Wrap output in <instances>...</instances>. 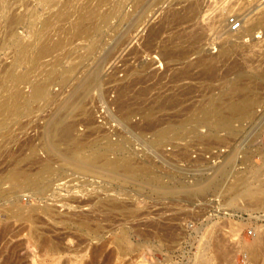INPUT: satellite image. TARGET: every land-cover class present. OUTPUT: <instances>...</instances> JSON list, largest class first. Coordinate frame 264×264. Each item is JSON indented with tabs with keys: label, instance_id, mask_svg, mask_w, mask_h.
Listing matches in <instances>:
<instances>
[{
	"label": "rangeland",
	"instance_id": "1",
	"mask_svg": "<svg viewBox=\"0 0 264 264\" xmlns=\"http://www.w3.org/2000/svg\"><path fill=\"white\" fill-rule=\"evenodd\" d=\"M53 1L0 0V76L8 71L31 69L29 73L39 77L43 62L46 63L47 58L61 56L60 53L63 56L62 65L73 68L68 81L62 80L63 75H52L45 100L25 103L17 116L13 114V119L11 115L10 119L3 117V126L0 125V175L13 164L35 172L43 159L52 162L50 174L43 177V182L50 183L42 194L24 195L16 202L22 210L20 215L6 219L5 213L0 211V264L4 258L2 255L9 250H15L18 264H191L201 255H206L209 264H264V243L256 257L250 250L256 241L254 235L257 230L261 229L264 233V197L257 204L241 198L236 199V203H228L231 193L226 190L237 175L249 173L255 167L259 168L260 178L264 176V51L261 49L264 46V22L263 25H254L252 37L246 35L243 38L247 39L246 42L262 43V47L257 44L250 51L255 58L252 56L246 61L248 66L237 65L238 68L231 67L232 70H229L234 62L232 59L237 57L239 64L242 55L231 51L222 58L217 57L218 52H215L220 45H217L218 41L229 29V20H237L241 25L264 6V0H195L193 2L198 6L195 12L188 11L192 0H108L99 6L101 11L109 13L108 17L100 20L89 34L85 37L71 34L68 36L70 44L67 41L63 49L51 52L34 67L28 62H22V65L14 50L12 37L29 41L38 31L40 34L50 33L56 38L61 30L54 28V24L62 17L57 9L62 1H73ZM136 1L138 5H135ZM220 10L221 15L218 14ZM175 12L185 15L184 19L168 20L169 13ZM11 15L18 16L16 22H8ZM48 15L52 22L41 26L42 16ZM197 23L199 26H196ZM191 31L199 32L200 40L196 38L195 41L198 40L199 45L185 40ZM180 32L179 37L177 34ZM175 41L182 43L179 46L182 51L177 48L181 53L175 50ZM184 48L187 50L185 53ZM201 52L215 54L212 73L201 67L204 65ZM254 52L260 56H255ZM72 53V57L68 58ZM234 54L237 56L234 57ZM73 58L74 62H71ZM250 65L262 68L253 73L251 71L255 68L252 70ZM86 70H92L95 76L81 93L72 96L77 75ZM233 81L246 85L249 92L255 95L253 102L256 105L253 104L254 108L248 116L232 122L230 127L211 128L210 134L205 126L193 131L188 125L186 128L190 131H185L182 138H165L161 143L155 142V130L164 126V122L183 117L200 100L219 94L225 84ZM70 86H74V91ZM19 87L23 91L28 90L27 84L19 83ZM147 111L150 120L144 118L143 114ZM52 117L60 125L72 123L73 136L86 143L99 146L108 141L118 143L115 145L121 149H115L110 156L124 155L141 165L150 166L151 173L162 178L164 187L158 190L153 183L141 186L127 179L77 171L56 155L57 152L43 147L45 125ZM32 147H35L37 160L30 156ZM59 177L60 180L71 181L60 183ZM178 180L182 183L178 184ZM194 180L198 183L194 184ZM212 180L216 182L210 183ZM3 187L7 188L8 183H4ZM25 191L30 192V189ZM12 197L13 194H7L0 204L8 208ZM40 197L43 200H38ZM45 204L56 211L33 223L38 227L37 231H33L32 222L22 218ZM39 215L42 216V213ZM5 221L11 224L7 228ZM80 222H86L89 227H81ZM121 230H125L129 238L128 248L124 251L118 250L113 241V236ZM211 236L217 237L212 238L214 243L216 239L223 243L230 252L227 253L229 257L221 260L214 250L215 257ZM44 237L57 244L62 251L48 252L49 249L42 244Z\"/></svg>",
	"mask_w": 264,
	"mask_h": 264
},
{
	"label": "bare ground",
	"instance_id": "2",
	"mask_svg": "<svg viewBox=\"0 0 264 264\" xmlns=\"http://www.w3.org/2000/svg\"><path fill=\"white\" fill-rule=\"evenodd\" d=\"M72 1H73L72 3H68V2L66 3V1L65 2L62 1V3L60 2L61 3L60 7H58L57 10H59L58 12L62 13V17L59 20L55 21L54 28H56V29L58 28V30L59 31L61 30V32L56 38H53L50 33L40 34L38 31L34 32L33 38L29 41H27V40L22 41L19 37H15V38L12 37V39H13L12 44L14 46V50L17 54V58L20 59L21 63L22 62H25V63L28 62L29 65L34 67V65L39 64L40 60L43 57L47 56L51 52H53L55 50L63 49L64 46L66 45L67 41L69 40V37H70L69 35L73 34V36H74V35L78 34V35H83V37H85V35L89 34V32L92 29L96 28V26H97L98 22H100V20L108 17V16H106L107 14H109L108 12H105L103 10L101 11L99 9V6L101 4H104L108 0H95V1H93V0H72ZM137 1H136L135 5L137 4ZM141 1L142 0H140L139 2H141ZM193 1H195V0H192L190 2V3H192L191 5H190V3H189V5L187 4L189 6L188 11H190V12L191 11L195 12V10H196L195 7L198 8L197 4H195ZM53 2L54 1L52 0V3ZM213 4H215V2ZM221 4H222V2H221ZM221 4H220V6H221ZM141 5H142V3H141ZM221 9H222V7H221ZM186 11H187V9H186ZM186 11L184 12V10H183L185 15H186ZM188 11H187V13H188ZM219 13L221 15V10H220V12H218V14ZM254 13H256V14H253L252 17L250 15V18L248 17V19L246 18L243 21V23L240 25V28L238 30L230 31L229 29H227V31L224 32L225 33L224 36L220 39V41H218L217 45H219V43H220V45H219V48H216V51H215L216 53L218 52V54H216L217 57L224 58L231 51H235V53H238V55H242V56L247 57V59H245V57L239 56L240 57L239 61L241 64L240 63L237 64L238 63V59L236 57L237 55L234 54L233 56L236 58L232 59V60H234V62L230 59L233 63L231 64L232 66L228 65V66H230L229 70H232L231 67H236L237 65L241 66L243 64L244 66H248L249 64L245 65L246 61L253 56V54L251 56L250 51L254 50L255 49L254 47L258 43H250V41L246 42L247 39L244 40L243 38L246 35H251V32H253L252 29L255 28L254 25H256V26H258L257 24L263 25L262 23L264 22V6L261 7L257 12L255 11ZM51 14L52 13H50V15ZM50 15H48L46 17L42 16V18L40 20L41 26H45V25L49 24L50 22H52ZM185 15H181L180 13H176V12L172 13V14L169 13L168 20H171V19L180 20ZM199 16H201V15H199ZM190 17H192V16L190 15ZM187 18H188V16H187ZM219 18H222V17L220 16ZM8 19H9L8 22L14 23L17 21L18 16L17 15H13V16L11 15V16H9ZM190 19L192 20L193 18H190ZM191 20H189V21H191ZM198 21H201V20H198ZM198 21H196V22H198ZM198 23H200V22H198ZM198 23L196 24V26H199ZM201 23L203 24V20ZM206 23H207L206 25H208V22H206ZM204 25H205V23H204ZM204 25H203V27H204ZM191 28H193V27H191ZM192 32L193 31H191L190 33H192ZM152 33L155 34V32H153V31H152ZM190 33L188 35L186 34L187 36L185 35L187 37V38H185V40L187 39L186 41H189V42L191 41V43L194 42V43H197V45H199L200 44L198 42V40H200L198 38L199 32H194L192 34H190ZM177 35L180 37L181 32H180V34H177ZM177 35H176V38H177ZM171 37H173V36L171 35ZM251 37H252V35H251ZM196 38L198 39L197 42H195ZM262 38L263 37H261V41L264 40V39L262 40ZM201 40H203V39H201ZM258 40H260V39H258ZM69 41H71V40H69ZM69 41H68V43H69ZM175 42H176L174 44L175 50L177 51L178 49H181V51H182V48H179L180 44H182V43L181 42L179 43L178 41H175ZM212 42H213V40L211 41V44H212ZM208 45H210V44H208ZM260 45L258 44V46H260ZM258 46H257V48H258ZM192 47H194V46H192ZM195 47H197V46H195ZM261 47H262V45H261ZM261 47H259V49ZM263 47L261 49L264 51ZM171 48H173V47H171ZM261 49H260V52L262 53ZM176 51L174 53L178 54ZM179 51L180 50H178V52ZM181 51H180V53H181ZM184 51H185V48H184L183 52ZM256 52H257V50H256ZM256 52H254V54ZM258 52H259V50H258ZM73 53L75 54V52H73ZM73 53L67 57L68 58L72 57ZM172 53H173V51H172ZM202 53L203 52H201L200 54H202ZM204 53L202 54V55H204L203 56L204 59H202V61H204V65L201 67H204L205 68L204 70H207V73H209V72L212 73L213 72V69H212V63L213 62L212 61L214 59L215 54L213 53V55H214L213 56L211 54L207 55ZM60 55L61 56L56 55L53 58L50 57L51 59H49V60L47 58V60L45 61L46 63L43 62V68H41L42 73L40 74L39 77H37V75H34V73L33 74L31 73L32 74L31 75L29 73V71L31 69H29V70L25 69V70H22L19 72H15V70L14 71H8V72H5L3 75L0 76V117H2V118H0V125H2V123H3L2 122L3 117H5V116L9 117V115H11V117H12L13 114H16V116H17V114L19 112H21L22 107L24 106L25 103L28 104L29 102H34V101L39 100V99L45 100V98L48 96V83H49L48 81L50 80L52 75L54 76L55 73L60 75V76L63 75L62 80L63 79H65V81L67 80V77H69L71 75L73 68L71 66H68V65H66V66L62 65L63 56L61 53H60ZM262 55L263 54H261V56ZM199 56H198V58H201ZM255 56L259 57L260 55L255 54ZM83 58H84V56H83ZM170 58H172V57H170ZM230 58H231V56H230ZM217 59H220V58H216V60ZM71 60H72L71 62H74V58ZM83 60H81V61L83 62ZM198 60H201V59H198ZM251 60H253V58ZM67 61H68V59L65 62H67ZM257 61H259V60H257ZM261 61H262V59H261ZM259 63H262V62H259ZM23 64L24 63H22V65ZM197 64H198V62H197ZM40 65H41V63H40ZM40 65H39V67H40ZM222 66H220V67H222ZM238 66H237V68H238ZM259 66H260V64H259ZM259 66L256 65L257 68L253 66L255 68V70H254V68H252L250 65L251 69L254 70L251 72L256 73V71H258L260 68ZM262 66H264V60H263ZM28 68H30V67H28ZM37 68H38V66H37ZM239 68L241 69V67H239ZM243 69H244V67H243ZM248 69H250V68H248ZM229 70L227 73H229ZM234 70H236V68ZM33 72H34V70H33ZM214 72H215V69H214ZM223 72H225V71H223ZM94 73L95 72H93L92 70L91 71L86 70V71L82 72L81 74L79 73L80 74L79 76L77 75V80L75 81L76 86L75 87L70 86V87H72V89H73V87L75 88V92L73 93L72 96L78 94L79 92L81 93L88 86V84L91 82L92 78L95 76ZM201 74H202V72H201ZM203 74H205V73L203 72ZM227 75L228 74H226V76ZM250 82L254 83V81H250ZM19 83L27 84L28 90L23 91L22 88L19 87ZM263 84H264V82H263ZM182 85H183V83H182ZM257 85H259V84H257ZM223 87H224V89L222 88V90H220L219 94L208 95V97H206L205 99L203 98V100H200L198 104H195L190 109H189V107H190L189 106L188 107L189 110L187 112H185L183 117H179L176 120L174 118V120L172 119L171 121L169 120L168 122H164L163 123V124H165L164 126L161 124L162 126L155 130V133H154L155 142L161 143V141L164 140L165 138L166 139H180L184 136L185 131H190V130H193V131L197 130L198 131V127H200V126H205L206 129H208V133H209V130H211V128L213 129L214 127H221V126L230 127L232 122L239 121V120L243 119L244 117L248 116L250 114L251 109H253L254 105H256L253 102L255 100V95L253 93L249 92L250 91V90H248L249 87H247L246 85H241L240 82H237V81L227 83ZM257 87H255V88H257ZM262 87H263V85H262ZM209 89L211 90V88H209ZM73 91H74V89H73ZM181 91H182V89H181ZM182 93L184 94L183 91H182ZM259 95H261V94H259ZM161 101H162V99H161ZM167 101H169V100H167ZM158 102H160V101H158ZM174 102H175V100H174ZM120 103H121V101H120ZM122 103H124V102H122ZM164 105H166V103ZM119 106H122V105H119ZM31 107L32 106H30L29 108H31ZM183 110H185V109H183ZM125 112H126V110H125ZM129 113H130V111H129ZM27 114H28V112H27ZM125 115H126V113H125ZM143 115H144V118L150 120L149 111L145 112V114H143ZM8 117L6 119H8ZM11 117H9V119ZM54 117H52V118L54 119ZM52 118H50V122L48 121V123L45 125L46 135H45V141H44V137H43V141H44L43 147L46 150H52L55 153L57 152L56 155H59L61 157V159L65 160L66 163L73 166L77 171L83 172V170H84L85 172H89L90 174H98V175H102V176L104 175V176H107L110 178L127 179V180L137 182L141 186H146V185H150L153 183L159 188L158 190H160L164 187L163 185L165 183L163 182L162 178L159 175L152 174L151 173L152 169L150 171V168H149L150 166L148 167V165H141V164L137 163L136 161H134V160H132L129 157H126L124 155H119V154L115 155L114 154L113 156H110V154L115 149H117V148H119L117 150L121 149L120 146L116 147V145L118 143H110L108 141L103 146H99L97 144L95 145L94 143H86V142L82 141L79 137L73 136V134L71 133L72 123H71V125L69 123H66L65 125H60L57 119H54L53 121H51ZM12 119H13V117H12ZM151 121H147V122L149 123ZM155 121L156 120L153 119V122H154L153 124H155ZM164 121H165V119H164ZM147 122H144V124L145 123L147 124ZM157 122H158V120H157ZM162 122H163V120H162ZM130 123H132V122H130ZM135 123L133 122V124H135ZM146 124H145V126L149 127L148 126L149 124L148 125H146ZM137 125H135V126L137 127ZM188 125L191 126V128L189 126L190 130H188V128H186V127H188ZM141 126H142V124H141ZM145 126H142V127H145ZM155 126L157 127L158 125H155ZM133 128H135V127H133ZM151 129H153V128H151ZM188 133H190V132H188ZM209 134H206V135H209ZM199 138H200V136H199ZM208 138H209V136H208ZM165 142H167V141H165ZM161 148H159V149L161 150ZM46 155H47V157L50 156V154H49V156H48V154H46ZM30 156L32 159L37 160L36 154H35V147L31 148ZM51 163H50L49 159H45V160L43 159L42 162H39L38 169L35 172L32 170H29L27 168L21 167L18 164H13V166L8 168L4 174L0 175V201L5 199L7 194H13L12 200L9 199L10 206L8 208H4L5 206L3 207V204H0V211L5 213L6 219L9 217H16V216L21 214V212H22V210L20 209L21 207L16 202H19V199L22 196H24V195H29V196L31 195L32 196L33 194H38V195L42 194V191L44 190L45 186L50 183V182H46V183L43 182V177L46 174L47 175L50 174V164ZM144 164H146V163H144ZM223 166H222V168H223ZM257 168L255 167L254 168L255 170H251V171H249V173H245V174L241 173V174L237 175V177L235 179H233V181L231 183H229L228 186H226V190L231 193L230 196L228 197V199H229L228 203L235 202L236 199L241 198V199H243V201L246 200L248 203L257 204V202H259L260 198L264 197V176L262 178H260L261 174L260 173H259L260 175L258 174ZM258 170H259V168H258ZM60 179H61V177H59L60 183H67L68 181H71V179H65V180H63V179L60 180ZM193 182H194V184L195 183L197 184L198 180L196 182L194 180ZM215 182H216V180H212L210 183L214 184ZM4 183H8L7 188L3 187ZM177 183L181 184L182 181L178 180ZM193 185H191V187ZM157 187H156V189H157ZM179 187H181V186H179ZM191 187H190V189H191ZM27 189H30V192H26L25 190H27ZM22 191H25L26 193L22 192ZM191 191H193V190H190L189 192H191ZM38 200L41 201V200H43V198L40 197V198H38ZM34 202H37V200ZM238 204H239V202H238ZM243 206H245V205H243ZM246 208H247V206H246ZM34 211L29 212L27 215L25 214L26 216L23 217L22 219L25 218L27 221H30L33 224L35 222L40 221L42 219V217H44V216L53 215L56 210L54 209V207L48 206L45 204L44 207H42L40 209H38V208L34 209ZM39 213H42V216L39 215ZM19 217H22V215ZM19 217H17V218H19ZM18 220H20V218ZM9 221H11V220H9ZM5 224H7L6 221H5ZM32 224H30V225H32ZM9 225H11V224L8 223L5 228H7V226H9ZM80 226L81 227H89V225L86 222H80ZM37 229H38L37 226H35V225L32 226L33 231H37ZM259 231L261 234L263 233V230H261V229L257 230L256 235H254L256 237L255 238L256 244H255V242H253L254 245L250 249V250H252L251 253L253 254V257L257 253L258 254L261 253L258 251L261 249V245L264 243V233L262 235H259L260 234ZM214 237H216V236H214ZM214 237L213 236L210 237L212 242H213L212 238H214ZM216 240H217L216 243H214L215 241L213 242L214 245L212 247L215 248V249L213 248V251L216 250L218 257L221 260H224V259H226V257H229L227 255L230 254V252L229 253L227 252L228 249L223 245V243L221 241H218L219 239H216ZM113 241L116 244V247L119 248L118 250L121 249V251H124L125 249L128 248V245H129V238H128L127 232L125 230H121L119 233H116L113 236ZM212 242H210V243H212ZM42 244H43V247H47L49 249L48 252H50L52 254L53 253H60L62 251L61 248L57 244H54L53 242H51L46 237L42 238ZM210 245H212V244H210ZM247 251H249V249H247ZM14 253H15V250H9V252L6 255L4 254L5 256L2 255V257H4V258H2L1 264H18V263H16L17 261H15V260H17L16 259L17 255L15 257ZM214 253H215V251H214ZM217 255L215 253V257H217ZM205 256L201 255L200 257L198 256V258L196 257V260H194V262H192L191 264H207L208 261L206 260ZM227 260H228V258H227ZM220 264H221V262H220Z\"/></svg>",
	"mask_w": 264,
	"mask_h": 264
},
{
	"label": "built area",
	"instance_id": "3",
	"mask_svg": "<svg viewBox=\"0 0 264 264\" xmlns=\"http://www.w3.org/2000/svg\"><path fill=\"white\" fill-rule=\"evenodd\" d=\"M239 27H240V22H238L237 20H234V19L229 20V30L230 31H236V30H238ZM210 200H212V199H210Z\"/></svg>",
	"mask_w": 264,
	"mask_h": 264
}]
</instances>
